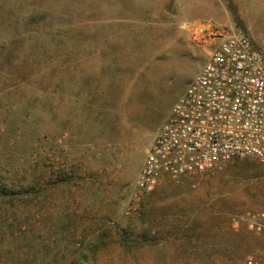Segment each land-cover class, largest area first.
<instances>
[{"label":"rangeland","instance_id":"1","mask_svg":"<svg viewBox=\"0 0 264 264\" xmlns=\"http://www.w3.org/2000/svg\"><path fill=\"white\" fill-rule=\"evenodd\" d=\"M237 17H236V14ZM264 42V0H0V264H244L233 218L264 208V161L138 178L223 35Z\"/></svg>","mask_w":264,"mask_h":264},{"label":"built area","instance_id":"2","mask_svg":"<svg viewBox=\"0 0 264 264\" xmlns=\"http://www.w3.org/2000/svg\"><path fill=\"white\" fill-rule=\"evenodd\" d=\"M264 161V42L244 32L223 35L206 64L175 101L138 178L149 192L167 174L180 182L235 158ZM262 244L244 264H264V208L233 218Z\"/></svg>","mask_w":264,"mask_h":264},{"label":"trees","instance_id":"3","mask_svg":"<svg viewBox=\"0 0 264 264\" xmlns=\"http://www.w3.org/2000/svg\"><path fill=\"white\" fill-rule=\"evenodd\" d=\"M236 17H237V14H236ZM21 194L22 193L20 192V190H17L16 186L14 185L9 186L7 184H0V200H5V201L20 200L22 197Z\"/></svg>","mask_w":264,"mask_h":264}]
</instances>
